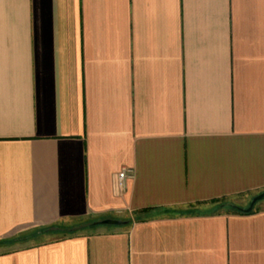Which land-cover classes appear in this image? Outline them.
Returning a JSON list of instances; mask_svg holds the SVG:
<instances>
[{
	"label": "crops",
	"instance_id": "1",
	"mask_svg": "<svg viewBox=\"0 0 264 264\" xmlns=\"http://www.w3.org/2000/svg\"><path fill=\"white\" fill-rule=\"evenodd\" d=\"M263 191L264 0H0V264H264Z\"/></svg>",
	"mask_w": 264,
	"mask_h": 264
},
{
	"label": "rangeland",
	"instance_id": "2",
	"mask_svg": "<svg viewBox=\"0 0 264 264\" xmlns=\"http://www.w3.org/2000/svg\"><path fill=\"white\" fill-rule=\"evenodd\" d=\"M255 195L256 194L241 195V196H237V197L235 196V197H232V198H229V199L232 200V201L237 202L238 204L243 205L244 207H247L250 204L252 198ZM215 203H217V202H215ZM259 203H260V201H259ZM123 218H124V220H121V222H123V223H121V224H113L114 226H112V227L115 228V229H117L118 228V225L124 224L125 223L124 221H126L129 217L125 216ZM76 224H78L77 227L64 225L65 226V232H63V230H62V232H60V233H52L50 235H44L42 237H34V239L32 241H30V242L31 243H36V242L49 241V240H55V239L63 238V237H66L67 235H70L68 233H70L69 231H72V230H75L76 231V232H73L74 234L87 233L88 231H91L90 228H89V226H87L85 224L80 225L81 224L80 222H77ZM98 225L102 226L104 224H100L99 223ZM105 225H112V224H105ZM57 228H59V227H57ZM57 228H55L53 230L55 231ZM104 228H107V227L106 226L105 227H100L99 230H104Z\"/></svg>",
	"mask_w": 264,
	"mask_h": 264
},
{
	"label": "trees",
	"instance_id": "3",
	"mask_svg": "<svg viewBox=\"0 0 264 264\" xmlns=\"http://www.w3.org/2000/svg\"><path fill=\"white\" fill-rule=\"evenodd\" d=\"M240 195H237V196H240ZM232 197H235V196H223L222 198H220V199H214L213 201L214 202H217L218 203V206L221 209L226 210L227 212H230V213L248 214V213H251L254 210V208H253V210L247 212L245 209L249 205L247 207H244L243 205L238 204L237 202L232 201V200L229 199V198H232ZM153 209H154L153 207H148V208H143V209L139 210L137 212V217L136 218L137 219H141L142 217L139 216V215H141V214H145L146 215L150 211H152ZM81 224H85V225L89 226V228H95V227L99 226L98 224H94V221H92V220L85 221L84 223H81ZM62 230H63V232H65V226H60L55 231L57 233H60V232H62ZM47 231L49 232L51 230H46V232ZM69 232L70 233H68V234H74L73 232H76V231L75 230H72V231H69Z\"/></svg>",
	"mask_w": 264,
	"mask_h": 264
},
{
	"label": "water",
	"instance_id": "4",
	"mask_svg": "<svg viewBox=\"0 0 264 264\" xmlns=\"http://www.w3.org/2000/svg\"><path fill=\"white\" fill-rule=\"evenodd\" d=\"M262 199H264V191L263 192H261V193H259V194H257V195H255L253 198H252V200H251V202H250V204H249V206L245 209L247 212H249V211H251V210H253V208L255 207V205L260 201V200H262ZM121 224V223H123V222H121V220H118V219H104V220H101V221H97V222H95V224Z\"/></svg>",
	"mask_w": 264,
	"mask_h": 264
},
{
	"label": "built area",
	"instance_id": "5",
	"mask_svg": "<svg viewBox=\"0 0 264 264\" xmlns=\"http://www.w3.org/2000/svg\"><path fill=\"white\" fill-rule=\"evenodd\" d=\"M128 177H132V170L130 168H124L119 174H118V182L121 187L125 185V182Z\"/></svg>",
	"mask_w": 264,
	"mask_h": 264
}]
</instances>
